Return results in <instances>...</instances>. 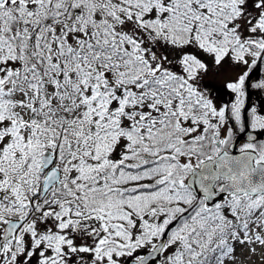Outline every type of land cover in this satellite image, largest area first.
I'll use <instances>...</instances> for the list:
<instances>
[{
	"label": "snow or ice",
	"instance_id": "obj_1",
	"mask_svg": "<svg viewBox=\"0 0 264 264\" xmlns=\"http://www.w3.org/2000/svg\"><path fill=\"white\" fill-rule=\"evenodd\" d=\"M252 89L264 0H0V264H264Z\"/></svg>",
	"mask_w": 264,
	"mask_h": 264
},
{
	"label": "rangeland",
	"instance_id": "obj_2",
	"mask_svg": "<svg viewBox=\"0 0 264 264\" xmlns=\"http://www.w3.org/2000/svg\"><path fill=\"white\" fill-rule=\"evenodd\" d=\"M230 78L231 77L224 76L214 77L211 74L207 75V82L210 83V85L214 89L213 94L216 96L217 104L230 103L233 101V94L229 93L224 88L225 83ZM251 91L253 93V104L258 106L261 103H264V90L252 89Z\"/></svg>",
	"mask_w": 264,
	"mask_h": 264
},
{
	"label": "water",
	"instance_id": "obj_3",
	"mask_svg": "<svg viewBox=\"0 0 264 264\" xmlns=\"http://www.w3.org/2000/svg\"><path fill=\"white\" fill-rule=\"evenodd\" d=\"M250 102L251 103L253 102V93H252V91H250Z\"/></svg>",
	"mask_w": 264,
	"mask_h": 264
}]
</instances>
